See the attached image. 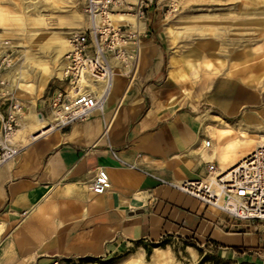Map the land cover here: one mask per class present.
<instances>
[{
  "label": "crops",
  "instance_id": "0c3cea01",
  "mask_svg": "<svg viewBox=\"0 0 264 264\" xmlns=\"http://www.w3.org/2000/svg\"><path fill=\"white\" fill-rule=\"evenodd\" d=\"M149 25L104 112L24 143L0 167V264L106 260L171 239L264 264V222L234 219L176 187L207 178L211 164L222 171L227 142L245 153L264 139V56H253L264 42L217 74H197L177 67ZM98 168L112 184L104 194L92 190Z\"/></svg>",
  "mask_w": 264,
  "mask_h": 264
},
{
  "label": "rangeland",
  "instance_id": "374dc122",
  "mask_svg": "<svg viewBox=\"0 0 264 264\" xmlns=\"http://www.w3.org/2000/svg\"><path fill=\"white\" fill-rule=\"evenodd\" d=\"M28 1L31 0H0V7L4 11V17L0 16V77L7 80L12 92L24 102V124L30 122L28 115L32 109L38 113L42 112L45 117L49 115L48 101L54 88L62 85L59 80L60 69L66 61L65 52V55L58 57L53 63L51 58L53 59L54 55H40L37 50L31 49L28 41L30 34L41 29L35 26L21 28L24 26L23 18L29 15L23 10V3ZM38 1L42 3L41 14L47 15V30L58 33L66 40L72 31L84 29L88 25L81 8L71 0L66 4L53 3V0ZM122 12L133 14L139 19L141 28L132 22L127 27L139 30L140 37L144 35L149 22V28L154 26L160 30L163 40L170 46V56L178 60L177 67L182 70L192 68L197 74H217L222 69H227L233 57L253 54L254 48L264 42V0H121L113 14ZM75 13H80L81 17H74ZM18 18L21 20H17ZM123 24L128 23H117L116 26ZM260 52L263 54L257 52L253 56H264V48ZM34 55L38 56L40 61H46L53 66L54 72L45 85L40 83L43 75L41 67L28 58ZM231 68L235 70L238 64L232 65ZM233 73L239 75L236 70ZM118 74L114 72L117 84ZM184 74L186 75L185 71ZM253 80L252 77L249 81L252 83ZM24 83L32 85L35 90L33 96L25 94L22 88ZM16 140L24 144L18 133ZM135 255L140 256L144 264H257L250 261L248 254L221 255L195 243L172 239L134 249L110 259L79 261L75 264H130Z\"/></svg>",
  "mask_w": 264,
  "mask_h": 264
},
{
  "label": "built area",
  "instance_id": "2783aa9c",
  "mask_svg": "<svg viewBox=\"0 0 264 264\" xmlns=\"http://www.w3.org/2000/svg\"><path fill=\"white\" fill-rule=\"evenodd\" d=\"M71 1L81 8L88 25L69 35L71 49L59 78L62 85L54 88L48 101L47 117L53 116V130L102 113L114 72H131L142 48L139 30L127 27L129 24L114 26L110 20L121 0ZM25 115L24 102L0 77V167L15 159L24 147L16 135ZM210 143L207 140L205 145ZM209 171L207 178L187 180L176 187L234 219L264 222V142L227 172H219L214 164ZM111 185L107 170L98 168L93 192L104 194ZM51 264L67 262L56 258Z\"/></svg>",
  "mask_w": 264,
  "mask_h": 264
},
{
  "label": "bare ground",
  "instance_id": "6f19581e",
  "mask_svg": "<svg viewBox=\"0 0 264 264\" xmlns=\"http://www.w3.org/2000/svg\"><path fill=\"white\" fill-rule=\"evenodd\" d=\"M46 1V0H45ZM53 3L56 2H61L63 4L69 3L70 0H53ZM50 4V2H49ZM41 6L42 3L38 0H31L26 3H23V10L25 12H28L29 15L27 18H23L22 20L24 21L21 28H30V26L35 28L41 29L39 32L31 33L30 38L28 39L29 45L31 49L37 50L40 55L43 54H48L49 57L54 55V58L52 60L53 63L57 61L58 57H62L64 52L65 54L71 49V45L69 40L64 39L63 37L59 36L58 33H54L51 31H48L47 23H46V14H41ZM51 7V6H50ZM0 16L4 17V11L3 8L0 7ZM74 17L80 18L81 15L80 13H75ZM110 20H112V24L114 26L117 25V23H135L134 25L138 28L142 27V24L140 23L139 19L133 15V14H128V13H115L110 15ZM17 20H21V18H18ZM28 38V37H27ZM64 54V55H65ZM31 59V61L36 65L41 67L43 71V75L41 76L40 83L42 85H45L47 82V79L52 75L54 72L53 66L48 64L46 61L39 60L38 56L34 55L32 57H28ZM50 60V61H51ZM63 68V66H62ZM60 69V68H59ZM56 70V69H55ZM61 70V75H62V69ZM57 73V71H56ZM60 74V71H59ZM21 77V76H20ZM61 77V76H60ZM19 78V77H16ZM115 75L113 77V82L111 86L110 93L106 97V101L103 107V112L105 111V106L108 101L112 100L116 95L115 92L119 89L117 86V82L115 80ZM40 86V85H39ZM130 87V85H129ZM22 88L25 90V94H27L29 97L33 96L32 93L33 91L35 92L34 88H32V85L30 84H22ZM42 89V88H41ZM38 92V90H36ZM39 92H40V87H39ZM26 110V108H25ZM37 112V111H36ZM33 109L29 113L28 117L30 122L27 124L22 123L21 128L18 129V137L24 141V143H30L32 140L38 138L41 135H47L48 133L52 132L54 129L53 123H51V119L53 118L52 115L49 117H42L38 112L36 113ZM206 116V115H205ZM207 120V119H206ZM24 124V125H23ZM241 136L244 139H248L249 135L247 133H242ZM245 141V140H244ZM249 141V140H248ZM264 142L263 140H260L259 142L255 143V147L259 146ZM243 145L240 141L238 140H231L226 143L224 147L220 149V154L223 155V158L225 160V164L223 165V170L219 168V172H227L230 168L233 166V162L236 160H239V162L248 156L255 148H251L247 150L245 153H239L237 151L238 146ZM240 154L238 157L233 156V154ZM238 162V163H239ZM237 163V164H238ZM88 264H93V263H88ZM130 264H144L143 259L135 255L134 259L131 260Z\"/></svg>",
  "mask_w": 264,
  "mask_h": 264
},
{
  "label": "trees",
  "instance_id": "16d2710c",
  "mask_svg": "<svg viewBox=\"0 0 264 264\" xmlns=\"http://www.w3.org/2000/svg\"><path fill=\"white\" fill-rule=\"evenodd\" d=\"M94 260H96V259L87 258V259H85V260H81V261H87V262H90V261H94ZM66 262H67V264H69V262H68V261H66Z\"/></svg>",
  "mask_w": 264,
  "mask_h": 264
}]
</instances>
